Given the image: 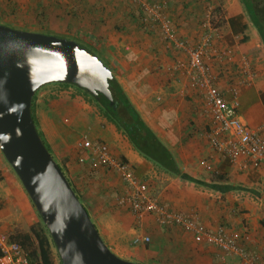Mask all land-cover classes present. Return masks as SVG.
I'll list each match as a JSON object with an SVG mask.
<instances>
[{
    "label": "crops",
    "instance_id": "0c3cea01",
    "mask_svg": "<svg viewBox=\"0 0 264 264\" xmlns=\"http://www.w3.org/2000/svg\"><path fill=\"white\" fill-rule=\"evenodd\" d=\"M144 1L161 5V15L170 21L172 40L165 38L158 24H142L141 10L131 0H0V25L65 36L97 56L146 125L186 170L183 175L196 183L159 171L114 126L92 121L79 99L67 100L70 106L44 116L43 96L51 89L35 96L46 144L57 151L101 239L118 258L134 264H264V166L255 168L244 160L232 164L210 147L211 116L205 93L191 81L186 50L176 46L177 42L185 48L195 46L211 15L219 26L204 58L212 85L226 103H237L242 122L264 139V51L258 33L240 0ZM49 119L54 126L51 131L46 130ZM62 120L70 128L58 125ZM80 137L105 144L115 158L128 163L150 196L164 207L193 215L209 233L233 235L245 257L195 242L193 233L160 226L152 215L136 219L127 207L115 208L126 186L114 170L86 158L84 164L78 163L80 156L88 157L77 147ZM60 143L75 148L70 160L58 152ZM200 163L204 169L198 167ZM203 170L207 177L196 178ZM39 222L0 153V232L14 238L29 234ZM144 236L148 243L133 244L136 237ZM0 264L8 262L0 257Z\"/></svg>",
    "mask_w": 264,
    "mask_h": 264
},
{
    "label": "water",
    "instance_id": "95a60500",
    "mask_svg": "<svg viewBox=\"0 0 264 264\" xmlns=\"http://www.w3.org/2000/svg\"><path fill=\"white\" fill-rule=\"evenodd\" d=\"M113 75L77 43L0 25V153L42 224L60 264H133L115 256L101 239L60 167L42 144L31 118L35 93L70 84L113 99Z\"/></svg>",
    "mask_w": 264,
    "mask_h": 264
},
{
    "label": "built area",
    "instance_id": "2783aa9c",
    "mask_svg": "<svg viewBox=\"0 0 264 264\" xmlns=\"http://www.w3.org/2000/svg\"><path fill=\"white\" fill-rule=\"evenodd\" d=\"M131 2L142 8L143 23L159 24L165 38L173 39L170 21L161 15L160 4L150 5L144 0H131ZM203 28L205 32L195 46L185 48V44L181 42H177L176 46L186 50L191 81L205 93L207 110L211 116L209 145L214 152L227 158L232 164H239L240 160H244L255 168L264 166V139L242 122L235 101L226 103L222 99L220 92L212 85L211 69L204 62L206 51L209 50L215 36L219 34V26L211 19V15H208ZM77 147L88 156H80L79 164H84L87 159L91 164L114 170L119 175L126 189L124 194L117 198L116 204L127 207L136 219L152 215L160 226H176L193 233L195 242H208L225 253L245 257L233 235H227L222 231L209 233L193 215L173 212L161 205L156 198L151 197L146 185L139 182L128 163L115 158L105 144H94L84 140ZM205 169L211 171L210 167ZM148 242L149 238L145 236L133 240L134 245ZM0 257L5 258L8 264H31L24 248L2 232H0Z\"/></svg>",
    "mask_w": 264,
    "mask_h": 264
},
{
    "label": "trees",
    "instance_id": "16d2710c",
    "mask_svg": "<svg viewBox=\"0 0 264 264\" xmlns=\"http://www.w3.org/2000/svg\"><path fill=\"white\" fill-rule=\"evenodd\" d=\"M240 2L242 3L248 15L250 22L252 23L253 27L258 33L264 51V0H240ZM147 3L150 5L158 4L153 2L152 3L147 2ZM138 7L140 8V6ZM140 10H141L140 21L142 24H145L142 22L144 12L142 8H140ZM145 25H153V24H145ZM79 46L81 48H84L81 45ZM108 84H109V91L113 99V105H110V103L100 94L93 96L91 94H88L86 91L82 89L79 90L84 93L88 102L90 100L96 105V107L99 110V115L108 124L114 126L116 131L126 138V140L131 145V147L142 158L152 163L156 168H158L164 174L172 178H182L184 175L182 173L181 168L177 164L174 156L172 155L170 150L158 139V137L153 133V131L146 125V123L140 117L139 113L130 103L129 99L127 98L126 94L124 93L123 89L121 88L117 80L113 77ZM59 85L76 87L70 84H59ZM33 101L34 100L32 99L30 113L36 129ZM36 132L42 144L46 148L45 143L43 142V139L39 134V132L37 131V129ZM46 150L49 153L47 148ZM55 163L57 164V162ZM57 165L60 167L59 164ZM60 169L63 172L64 176L66 177L68 183L70 184L78 200L80 201V198L77 195V192L75 191L74 187L68 180L65 171L63 170L62 167H60ZM184 177L185 180L196 183V180L189 178L188 176H184ZM201 185L207 186L206 184H201ZM10 240L19 243L24 248V250L28 254L31 264H55L52 257V249H55V247L53 245V242L51 240L48 231L42 224L41 220L39 224L32 226L30 228L29 234H18L14 238L10 237ZM58 264H60L59 258H58Z\"/></svg>",
    "mask_w": 264,
    "mask_h": 264
},
{
    "label": "rangeland",
    "instance_id": "374dc122",
    "mask_svg": "<svg viewBox=\"0 0 264 264\" xmlns=\"http://www.w3.org/2000/svg\"><path fill=\"white\" fill-rule=\"evenodd\" d=\"M159 25V24H158ZM11 27V26H10ZM14 28V27H12ZM44 35H47V36H50L51 34H44ZM53 37H56V38H59V39H64V40H67L69 38H66L65 36H59V35H53ZM64 37V38H63ZM69 41V40H68ZM81 45V44H79ZM82 46V45H81ZM83 47V46H82ZM89 51V50H88ZM105 65V64H104ZM51 89L50 92L46 93L48 95H44L43 98L46 97V99H44V107L42 108V112L45 115L48 114V117L50 116V111L53 109V110H57V111H62L64 110L65 107H68V101H72L74 99H79L81 101V103L83 104V106L86 107V111H88V114L90 115V118L92 121H96L100 124V126H104V125H108V123L99 115V110L98 108L96 107V105L91 102L89 100V102L87 101V98L86 96L84 95V93L82 91H80L78 88L76 87H73V86H63V85H59V84H50V85H46L42 88H40L34 95L33 97V104H34V117H35V123H36V129L37 131L39 132V134L41 135L42 139H43V142L45 143V146L46 148L48 149L50 155L52 156L51 154V150L49 149V147L47 146L46 144V140L45 138L43 137L44 134H43V130L42 128L40 127V118H38L37 114H36V108H35V102L37 100V97H35L36 95L37 96H40L41 94L43 95L44 92H47V90ZM68 100V101H67ZM53 104V107H51V105ZM70 106V105H69ZM67 112L69 110H66ZM66 112V113H67ZM65 113V114H66ZM70 115V114H67V116ZM66 117H64L65 119ZM55 123V122H54ZM58 124V123H57ZM61 127H66V128H70V124L69 123H66L65 121H60L59 124ZM110 125V124H109ZM54 128V126H51L50 124V119L48 120V126L46 128V130H52ZM118 133V132H117ZM120 134V133H118ZM63 140V139H62ZM85 139L81 138L80 137V140L78 142V144H80L81 142H83ZM58 152L62 155V156H65L66 157V160H70L72 158V154L75 152V148L74 147H70V146H66L65 147V144H62L60 143V146L58 147ZM74 150V152H73ZM53 153V156L55 157L54 161L58 162L62 167L63 165L61 164L59 158L57 157L56 152H52ZM52 156V157H53ZM198 167L203 168V166L200 164H198ZM199 168V169H200ZM64 169V167H63ZM65 170V169H64ZM156 170V169H155ZM182 172H185L186 173V170H184L183 168H181ZM160 171V170H159ZM201 171V169L199 170ZM158 173V171H156ZM188 173V172H187ZM205 171L203 170L202 171V175H198V176H195L196 178H201L203 179L202 176H206L205 175ZM139 182L143 183L142 181L139 180ZM153 195V194H151ZM153 197H155L153 195ZM117 205V204H116ZM115 208H118L120 206L117 205V207L114 205ZM89 217L91 218V216L89 215ZM91 221L93 223V220L91 218ZM95 225V224H93ZM96 228V227H95ZM103 240V239H102ZM52 257H53V261L55 264H58V258H57V255H56V250L55 249H52ZM121 259V258H120ZM123 261H126L124 259H121ZM129 262V261H127ZM130 263H133V262H130ZM134 264V263H133Z\"/></svg>",
    "mask_w": 264,
    "mask_h": 264
}]
</instances>
